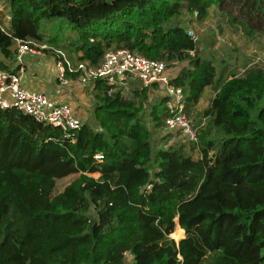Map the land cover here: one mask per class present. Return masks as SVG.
<instances>
[{"label": "trees", "instance_id": "16d2710c", "mask_svg": "<svg viewBox=\"0 0 264 264\" xmlns=\"http://www.w3.org/2000/svg\"><path fill=\"white\" fill-rule=\"evenodd\" d=\"M0 4L7 58L21 38L67 48L92 65L119 47L169 66L188 61L171 80L188 116L206 87L218 86L191 143L197 158L183 144L154 148L147 121L162 127L171 111L167 96L149 101V87L134 89L137 101L122 90L108 94L96 80L98 127L84 122L68 132L0 108V264H127L126 253L132 264H264V67L240 75L223 65L217 80L190 25L171 23L185 14L204 20L214 8L248 36L264 37V0ZM65 24L68 35L46 33ZM71 174L78 176L54 193L57 179Z\"/></svg>", "mask_w": 264, "mask_h": 264}, {"label": "built area", "instance_id": "2783aa9c", "mask_svg": "<svg viewBox=\"0 0 264 264\" xmlns=\"http://www.w3.org/2000/svg\"><path fill=\"white\" fill-rule=\"evenodd\" d=\"M188 33L195 40L198 37L192 28ZM17 70L0 68V108H16L32 116L36 121L51 124L64 132L79 130L82 119L76 114L74 107L64 101L49 97L45 92L30 89L23 85L25 74L24 57L27 54H47L55 56L57 78L63 84L77 80L82 85H95L96 80H104L108 86V94L125 87L129 80H139L143 87L158 91L167 96V107L171 115L163 126L168 133H178L189 142H198L202 125H197L185 110L184 94L181 88L171 84L173 76L169 64L165 60L151 59L129 48L108 49L99 64L92 65L85 60H72L67 51L48 43L16 38ZM76 75V77H75ZM164 90V92H162ZM102 154L96 158L103 159Z\"/></svg>", "mask_w": 264, "mask_h": 264}, {"label": "rangeland", "instance_id": "374dc122", "mask_svg": "<svg viewBox=\"0 0 264 264\" xmlns=\"http://www.w3.org/2000/svg\"><path fill=\"white\" fill-rule=\"evenodd\" d=\"M2 6L3 5L0 4V10L3 9ZM171 23L180 24L181 26L190 25L189 27L195 31V34L198 37L197 47L201 56L212 59L217 65V80L218 76H220L223 65L231 64L230 66L232 69L238 72L240 75H243L244 72L250 67H264V37L262 35L248 36L241 27L229 23L226 16L223 13H219L218 11L214 10V8L211 9L210 15L204 20H198L196 16L185 14L184 16L181 15L177 18H174ZM46 33L49 35L59 34L64 36L71 33V29L70 25L65 24L64 27L60 29L56 27H49ZM65 50L67 51V55H69L72 60L77 58L75 53L70 52L67 48ZM0 56H2L1 51ZM44 56V58H46L51 63L47 65L46 69L48 73L45 75V78H40L44 81L43 90L46 92L48 90L55 93L56 91L64 89V86L61 85L56 79V70L53 65L55 64V56L50 53H47ZM187 64L188 61L175 62L169 66V70H172L171 72L174 74L177 71L179 72ZM217 87V81L213 85L206 87L199 103L192 107L189 117L197 125H202L203 122H206V119L203 117L202 113L210 105V102L217 91ZM141 88L142 84L140 81L133 79L132 81L129 80V83L125 87L121 88V90L128 98L138 101L139 98L135 97L134 89ZM81 90L82 89H79L78 92H81ZM162 92H164V90H162ZM96 94L97 91L91 88L87 89L84 96L81 97V100L84 102V107H86L85 113L82 114V120L94 127H98V123L93 119V105L96 102ZM161 96L162 95L158 93V91H151L149 101H160ZM60 101L62 100L60 99ZM68 103H70V101H68ZM147 110L150 111V109ZM147 123L152 130L151 140L155 149L166 147L169 144H183L185 149L189 151L194 157L197 158L200 156L199 150H193V144L185 140L181 134L168 133L164 130L163 126H153L150 118L148 119ZM77 176L78 174H71L69 176L57 179L54 193L61 192L65 186ZM95 176H98V174H95ZM232 246L239 248L240 242L234 241L232 242ZM126 262L127 264H132V255L130 253H126Z\"/></svg>", "mask_w": 264, "mask_h": 264}, {"label": "crops", "instance_id": "0c3cea01", "mask_svg": "<svg viewBox=\"0 0 264 264\" xmlns=\"http://www.w3.org/2000/svg\"><path fill=\"white\" fill-rule=\"evenodd\" d=\"M12 48L14 50L16 49L15 44H13ZM44 55L46 54H27L24 57V65H25L26 71H25V74L22 80L23 85L27 86L30 89L43 91L49 97L55 100L60 101L61 99L64 102L70 101V103H72L71 105L74 107L76 114L82 119L83 118L82 114L85 113L86 107H84V102L81 100V97L84 96L87 89H91V88L94 89L95 85H82L77 80L69 84L61 83L57 78V70H56L55 64H53L52 62L56 70V79L60 82L61 85L64 86V89L60 91H56L55 93L47 90L48 92L47 93L45 90H43L44 81L43 79H40V78L42 77L45 78V75L48 73L46 69L47 65L50 64L51 62L48 61L46 58H44L45 57ZM75 60H78V58H75ZM1 62L9 65L10 66L9 70L15 69V67L17 66L16 55L13 59H10V58L5 57L2 54V56H0V63ZM178 73H179L178 71L175 72L173 76L177 75ZM79 89H82L81 92H78ZM177 224H178V221H177Z\"/></svg>", "mask_w": 264, "mask_h": 264}, {"label": "water", "instance_id": "95a60500", "mask_svg": "<svg viewBox=\"0 0 264 264\" xmlns=\"http://www.w3.org/2000/svg\"><path fill=\"white\" fill-rule=\"evenodd\" d=\"M177 221H178V218H177ZM96 229V228H95ZM179 242V241H178Z\"/></svg>", "mask_w": 264, "mask_h": 264}]
</instances>
